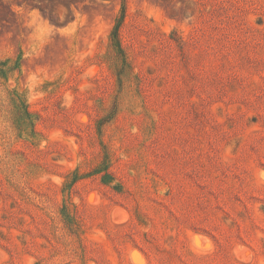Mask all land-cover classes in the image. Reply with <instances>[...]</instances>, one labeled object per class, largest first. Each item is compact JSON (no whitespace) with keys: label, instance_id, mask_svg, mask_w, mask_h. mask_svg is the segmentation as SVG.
Segmentation results:
<instances>
[{"label":"rangeland","instance_id":"rangeland-1","mask_svg":"<svg viewBox=\"0 0 264 264\" xmlns=\"http://www.w3.org/2000/svg\"><path fill=\"white\" fill-rule=\"evenodd\" d=\"M0 264H264V0H0Z\"/></svg>","mask_w":264,"mask_h":264},{"label":"trees","instance_id":"trees-1","mask_svg":"<svg viewBox=\"0 0 264 264\" xmlns=\"http://www.w3.org/2000/svg\"><path fill=\"white\" fill-rule=\"evenodd\" d=\"M118 27H114V29L112 30V33H111V40H112V43L114 45H116V47L119 49V43H118ZM95 172H98L99 170L96 169L94 170Z\"/></svg>","mask_w":264,"mask_h":264}]
</instances>
